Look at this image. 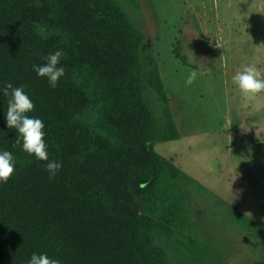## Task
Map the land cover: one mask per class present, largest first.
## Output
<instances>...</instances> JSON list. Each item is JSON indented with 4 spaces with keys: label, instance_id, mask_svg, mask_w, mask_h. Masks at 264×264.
Wrapping results in <instances>:
<instances>
[{
    "label": "trees",
    "instance_id": "1",
    "mask_svg": "<svg viewBox=\"0 0 264 264\" xmlns=\"http://www.w3.org/2000/svg\"><path fill=\"white\" fill-rule=\"evenodd\" d=\"M21 2L0 0V88L18 87L2 61L10 40L22 69L40 84L47 79L33 71V64H43L57 49L64 52V76L55 87L48 84L45 99L32 100L34 109L27 113L44 122L49 158L58 156L62 167L51 179L43 167L39 174L34 171L41 160L25 152L22 141L15 143L16 130L7 128L5 119L9 97L0 93V150L16 160L13 175L0 182V264H26L33 253H47L61 264H169L151 247L157 239L173 243L177 264H225L213 244L194 237L195 222L184 200L195 178L174 157L155 150L157 142L175 140L179 131L168 107L164 126L158 124L146 88L163 95V80L156 66L145 69V35L121 2L33 0L25 7ZM40 26L49 32L46 38ZM74 72L91 82L90 96L74 87ZM90 98L100 108L107 138L119 145L105 153L121 178L114 189L110 175L100 173L105 162H96L93 134L76 121ZM61 183L71 202L66 209H74L79 222L44 215L37 185L51 189Z\"/></svg>",
    "mask_w": 264,
    "mask_h": 264
},
{
    "label": "rangeland",
    "instance_id": "2",
    "mask_svg": "<svg viewBox=\"0 0 264 264\" xmlns=\"http://www.w3.org/2000/svg\"><path fill=\"white\" fill-rule=\"evenodd\" d=\"M119 1L145 35V69L156 66L163 80V95L146 88L158 124L164 126L168 107L179 131L177 139L159 141L155 150L174 157L196 180L188 185L184 200L195 222L194 237L213 244L224 254L225 264L264 261V92L246 95L232 79L249 66L264 79V0ZM31 4L33 0H22L20 5ZM38 31L44 38L49 35L43 26ZM183 52L189 57L194 53L195 62L187 60ZM18 54L10 40L2 61L32 100L43 99L48 82L40 84V78L28 76ZM193 71L197 75L189 84ZM71 79L74 87H83L90 96L89 80L77 72ZM85 106L76 121L93 134L96 162H105L100 173L110 175L111 188H117L121 178L105 153L111 147L117 149L118 142L108 139L102 129L99 106L91 98ZM49 159L60 162L58 156ZM45 164L41 160L34 171L39 174ZM95 171L86 170L93 176ZM64 187L62 183L51 189L37 185L43 213L68 215L79 222L74 209H66L71 202ZM90 214L97 217L93 210ZM156 241L151 247L169 264H177L173 243Z\"/></svg>",
    "mask_w": 264,
    "mask_h": 264
},
{
    "label": "clouds",
    "instance_id": "3",
    "mask_svg": "<svg viewBox=\"0 0 264 264\" xmlns=\"http://www.w3.org/2000/svg\"><path fill=\"white\" fill-rule=\"evenodd\" d=\"M187 60L195 62L194 53L191 57L187 52ZM64 52L60 49L50 52L44 57L43 64H33V71L39 76L47 79L49 86L55 87L61 77L65 74V68L61 65V58ZM196 72H191L187 83L191 84L196 78ZM233 81L239 90L246 95H256L264 92V79L255 67H245L242 71L233 76ZM0 93L8 96V107L5 114L7 128H14L17 133L15 143L22 141V149L29 155H34L36 159L46 161L45 169L49 173V178H54L62 164L56 160H50L48 148L44 139V122L27 113L34 109V103L25 91L24 86L14 87L12 83H7L0 88ZM16 167V160L12 152L0 150V182H7L13 175ZM26 264H61V260L48 256L47 253H33L26 261Z\"/></svg>",
    "mask_w": 264,
    "mask_h": 264
},
{
    "label": "water",
    "instance_id": "4",
    "mask_svg": "<svg viewBox=\"0 0 264 264\" xmlns=\"http://www.w3.org/2000/svg\"><path fill=\"white\" fill-rule=\"evenodd\" d=\"M134 211L135 212H138V201L136 200L135 202H134Z\"/></svg>",
    "mask_w": 264,
    "mask_h": 264
}]
</instances>
